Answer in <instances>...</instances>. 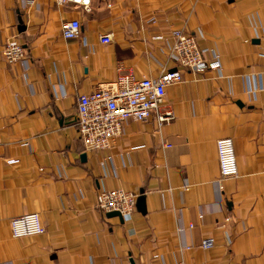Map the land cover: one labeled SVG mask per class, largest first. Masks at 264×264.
<instances>
[{
	"label": "crops",
	"instance_id": "1",
	"mask_svg": "<svg viewBox=\"0 0 264 264\" xmlns=\"http://www.w3.org/2000/svg\"><path fill=\"white\" fill-rule=\"evenodd\" d=\"M71 20L81 34L66 40ZM176 29L201 30L200 47L220 53L222 71L192 73L169 60ZM106 35L113 41L102 43ZM12 38L26 62L4 58ZM261 52L264 0H92L89 11L0 0V264H264ZM174 69L182 82L158 111L129 120L109 150L86 149L80 96L122 74L141 80ZM167 112L174 119L160 125ZM225 138L239 175L221 191ZM104 189L144 197L145 212L109 217L97 207ZM30 213L46 233L13 238L11 220ZM208 237L215 247L206 251Z\"/></svg>",
	"mask_w": 264,
	"mask_h": 264
},
{
	"label": "built area",
	"instance_id": "2",
	"mask_svg": "<svg viewBox=\"0 0 264 264\" xmlns=\"http://www.w3.org/2000/svg\"><path fill=\"white\" fill-rule=\"evenodd\" d=\"M60 4L72 3L89 11L92 0H58ZM33 4V2H29ZM153 22H155L153 20ZM81 34L79 20L66 21L62 25V35L66 40L77 39ZM172 42L168 43V58L182 69L192 73L207 70L221 72L223 69L220 53L212 49H202L199 40L204 38L201 30L197 35L182 30H173ZM102 43L113 41L112 35L101 37ZM168 41V40H167ZM3 56L10 63L26 62L27 50L17 39L12 38L3 47ZM264 58V52L260 53ZM264 82V73L259 75ZM182 73L178 69L163 70L157 78L138 80L133 74H122L115 81L100 84L95 92L82 95L78 100L77 125L83 143L88 151H106L112 142L122 137L124 126L129 120L147 121L164 103L167 88L180 84ZM263 88V85H261ZM249 92H252L249 88ZM174 119L172 112L158 117L160 125ZM1 143V142H0ZM220 178L217 181L223 190V183L239 175L234 142L231 138L217 142ZM18 161H10L15 164ZM97 207L104 213L118 212L124 219H130L137 208V196L123 189H104L98 196ZM11 232L15 239L40 236L46 233L40 214L30 213L11 220ZM201 247L212 250L215 239L208 237Z\"/></svg>",
	"mask_w": 264,
	"mask_h": 264
},
{
	"label": "water",
	"instance_id": "3",
	"mask_svg": "<svg viewBox=\"0 0 264 264\" xmlns=\"http://www.w3.org/2000/svg\"><path fill=\"white\" fill-rule=\"evenodd\" d=\"M85 159V157H83ZM137 208L139 211L141 212H145V199L144 197H140L137 201ZM109 217H119L120 219H123V217L121 216L120 213L118 212H112V213H109L108 215Z\"/></svg>",
	"mask_w": 264,
	"mask_h": 264
}]
</instances>
